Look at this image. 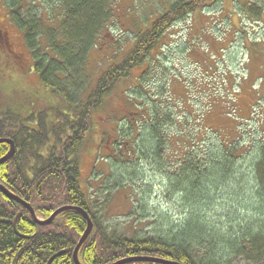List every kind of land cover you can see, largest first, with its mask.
Returning <instances> with one entry per match:
<instances>
[{"label": "trees", "instance_id": "obj_1", "mask_svg": "<svg viewBox=\"0 0 264 264\" xmlns=\"http://www.w3.org/2000/svg\"><path fill=\"white\" fill-rule=\"evenodd\" d=\"M150 1L152 8L158 5L153 3L155 0ZM169 1L161 0L162 6L169 3L168 9L154 19L151 15L148 20L142 19L146 14L143 13L126 26L122 19L129 17L135 7L131 10L122 4L118 6V0H110L107 9L103 8L104 0H52L50 11L60 7L66 14L60 28L69 27L72 31L66 47L62 45L64 37H58L62 50L59 52L57 48V56L51 60L49 54L37 51L36 45L42 35L39 32L47 33L48 42H56L57 34L41 27L33 16L23 15L20 2L18 11L6 0L17 19L16 25L25 33V43L30 47L40 80L52 87L53 93L61 99L65 97L73 111L59 112L53 119L39 121L38 127L26 125L10 108L6 109V114L0 113V138H10L16 148L10 159L0 165V182L29 202L39 219H46L63 205L83 208L92 221V229L78 251V259L83 264H108L133 255L163 258L179 264H231L237 259L248 264H264V139L254 149L257 156L251 160L240 137L222 135L212 125V121L221 123V117L231 112H235L232 116L235 117L240 109L249 116L244 117L247 120L240 126H246L245 130L253 129L249 121H252L254 106L251 111L245 100L238 109L237 102L242 90L240 85L252 88L256 77L251 80V73L250 76L238 75L237 69L246 67L249 51L257 55L254 52L260 42L243 35L242 44L237 39L232 43V47H236L231 50L229 44L235 35L231 34L236 32L232 31V24L228 26L231 30L224 32L228 43L217 49L210 50L209 42H194L190 46L185 45L189 42H165L168 39L165 31L173 23H180L190 14L206 15L205 1L220 5V9L227 8L225 0H190L185 4ZM227 2L232 14L238 11L241 16L236 25L240 34L244 31L245 18L248 22H262V0ZM103 14L109 15L110 25L129 27L128 30L133 27L130 34L135 43L128 53L101 71L92 92L81 100L78 92L67 93L70 83L64 82L66 78L58 82L57 75L66 71L68 64H78L75 56L85 63L86 43ZM72 18L79 24L73 25ZM193 23L195 20L192 28ZM209 41L215 44L211 36ZM209 52L225 69L219 75L221 82L213 83L193 105L190 99L197 81L187 78L179 67L184 59L191 57H197V63H204L206 59L200 55H209ZM171 53L176 60L169 62ZM203 87L207 84L201 83L199 89ZM234 89H240L239 93ZM257 95V101L261 102L262 95ZM21 106L19 102V109ZM92 115H96L102 129L99 140L93 138L92 153L97 157L92 158L89 176L83 178L80 151L90 152L86 148L90 146L87 137L94 129ZM238 127L236 121L233 130ZM8 148V143H0V157ZM216 155L219 159L214 163ZM237 163L247 164V167L234 169ZM149 166L153 174L167 178L169 189H177V196L182 195L177 198L183 211L188 212L187 217L175 218L173 222L171 216L147 208L153 190L145 182ZM92 178L98 182L97 189L89 183ZM179 179L181 183L177 184ZM83 180H86V189ZM91 189L97 193L103 189L105 195L110 189L123 193L124 200L132 204L127 216V223L134 217L129 226L130 234L113 226L104 231L92 212L99 210L100 204L98 207L99 200L91 197ZM110 197L108 194L101 204L102 213ZM214 205H219V209L225 207L228 213L221 211L209 216ZM140 217L155 218L165 223L167 230L142 232L138 228L143 223ZM85 228V219L73 210L61 212L48 225L38 224L24 206L0 193V264H47L50 257L60 251L62 253L52 258L50 264H74L72 251ZM121 264L162 263L130 261Z\"/></svg>", "mask_w": 264, "mask_h": 264}, {"label": "rangeland", "instance_id": "obj_2", "mask_svg": "<svg viewBox=\"0 0 264 264\" xmlns=\"http://www.w3.org/2000/svg\"><path fill=\"white\" fill-rule=\"evenodd\" d=\"M10 6L19 11V2L21 3L20 9L22 14H27L30 16H33L36 19V22L43 28L53 31L56 33V42H48V36L46 32H39L42 34L39 37V42H37L36 50L40 51L42 54L50 55V59L52 60L54 57L57 56V52L55 50H59L61 52L62 49L59 47L58 37H64V43L62 44L63 47H66L68 42H70L69 37L71 33V29L69 27H65L64 29L60 28V25L62 23V20L64 19V16L66 14H63V9L60 7H55L52 11H50V2L52 0H9ZM121 3H118L117 5L120 6L122 4V7H129L131 10L135 7V10L129 14V17L123 18L122 21H126V26H128V23H133L135 18H139V16L143 13H146L142 15V19L148 20L150 15L151 19L155 16L161 14V12L168 9L167 6H162L161 0H155L153 3H157L155 7L152 8L153 5H150V0H120ZM174 0H170L169 2H172ZM182 1L183 4L188 3L190 0H177ZM228 1V0H227ZM225 0V6L229 7V3ZM264 4V0H262ZM110 3V0H104V6L103 8H108V5ZM260 3V1H259ZM9 8L8 4L6 3V0H4V3L2 0H0V14H1V20L5 22V24L8 27L9 35L11 36V42H7L13 49L14 54L9 52L7 49L4 48V44L0 43V113L6 114L7 108L11 109V112L17 109L18 115L24 120L26 125H32L33 127H38L39 121L43 122L44 120L53 119L54 116H57L59 112L63 111H73V109L69 106V103L66 98L64 97L61 99V96H58L53 93L52 87H47L43 84V82L40 80L39 75L36 74L31 67V54L29 51V48L23 41L22 35L20 30L17 28V26L14 23H11L8 19V14L6 7ZM136 4V5H135ZM152 4V3H151ZM125 5V6H123ZM206 6L204 10H206V15L204 13L202 14H192V16L187 15L185 19H183L180 23H173L168 29L165 31V35L168 39H166L165 42H190L189 45L185 44L186 46H190L192 43L191 41L198 38L200 35V31L202 30L203 35L206 39H209L210 35H213L211 33V24L209 19L216 18L214 20V23L217 24L215 28L220 27V25L227 23L230 21V24H232V27L235 28L237 25V22L239 21L236 11L234 16H231V18L227 19V17L224 16V13L221 12L220 5L217 7V5L208 3L205 1L203 4ZM121 10V8H120ZM150 11L152 12L150 14ZM219 11L220 15L217 16V14H214L212 12ZM209 14V15H208ZM147 15V16H145ZM207 16V17H206ZM154 17V18H155ZM241 17V16H240ZM118 18V17H117ZM153 18V19H154ZM199 19H204V23H200ZM50 20V21H49ZM119 20V18H118ZM192 20H195V23H193V28H191L188 25V22L192 23ZM72 24H79V21L75 18H72ZM111 19L109 15L103 14L101 17L99 25L93 29L91 33L90 39L87 41V51L88 53L86 55V59L84 60L85 63L82 61V58L78 59L75 56L76 62L78 61V64H72L71 66L68 64L67 69L64 72L58 73V82L59 79H65L70 83L71 86H68L67 93L73 94V92H78V99H84L86 96H88L94 87L97 84V76L100 75L101 71L104 70V68L110 64L113 63L116 59H118L120 56L125 55L128 53V51L133 47L135 43V38L132 37V34H130V30H133V27H131L130 30L129 27L125 26H116L114 24L110 25ZM244 21V20H243ZM243 23H246V27H249L251 29L254 28L253 32L249 34V38L251 40H258L256 42H260V45L258 49L254 52L257 55H253L250 51L248 52L249 59L248 62H246L245 66H239L237 69L238 75L246 73L248 76L251 73V80L252 78L258 77L259 84L261 87V90H264V87L262 84L264 83V13H263V20L262 22H248L245 18V21ZM108 24V25H107ZM182 28V30L180 29ZM203 28V29H202ZM208 29V33H207ZM224 29L231 30L228 27L220 28L219 31L221 32ZM185 32V33H184ZM217 35H221V33H218ZM186 36V40L184 41ZM85 38V37H84ZM242 38V37H241ZM241 41V44L243 42V38L239 39ZM237 39H233L232 42L229 44L230 48L232 47V43L236 42ZM197 42V41H196ZM225 42L221 39L219 40V37H216L215 44H211L209 41L210 50L211 49H217L219 46H224ZM9 47V46H8ZM236 47V45L231 48V50ZM229 48V49H230ZM262 52V54H260ZM226 52L222 56H224ZM13 55L17 56L18 58H15ZM207 55V58H206ZM22 57V60L19 62V58ZM170 59L169 62L175 61V55L171 53L169 55ZM201 58L206 59L204 63H197V57L193 58H187L185 61L183 60L180 64L179 69H182L184 74L187 78L192 77L193 80H196L197 83L195 84V88L193 89V98L190 99V102L192 104H196L199 99L203 96V94L206 93V89H208L213 83H219L220 81V72L222 69H225L223 67L224 65L218 64L217 61L214 60V58L210 54H201ZM202 60V59H200ZM49 59L44 61L45 63L48 62ZM41 62V61H39ZM44 64V63H41ZM221 65V66H220ZM53 66V64H52ZM201 83H206L207 87L201 90L199 87L201 86ZM241 93L238 95V109L242 101H247L251 106L253 105L256 108L252 112V121H249V123H253L251 125V130L246 129V126H240L243 124L244 117H246L244 114V110H238V113L235 117L231 116H224L221 117V123L217 121H212V125L216 127L218 130L222 132V135H225L227 133L234 134L231 135L232 137L238 136L240 137V140H243L245 145L247 146L248 156L251 158V160L255 159V156H257L254 151L255 148L258 147V144L262 139H264V134L261 132H264V94L261 102H258V95L257 90L260 88H249L248 86H242ZM19 102L22 104L21 109H19ZM242 105V104H241ZM74 107V106H73ZM5 108V109H4ZM64 114V113H63ZM213 114L216 116V110L213 111ZM93 119H95V122L93 123L94 129L92 131V135L89 134L87 138L88 144L90 146H87V150L90 149V152H85V150L80 151V164H81V172L83 178H87L90 174V169L92 167V164L94 160L92 161V158L97 157L96 153H92V148L94 147V139L96 141L99 140L100 137V131L102 129V126H100V123L96 120V115H92ZM213 116H210V118ZM249 117V116H247ZM207 118V116H206ZM229 118H232V120ZM260 119V120H259ZM259 120V121H258ZM207 123L208 120H205ZM237 121L239 127L233 130L234 124ZM263 124H261V122ZM231 122V123H230ZM259 128H258V126ZM211 126V125H210ZM209 138L212 137L210 134L207 135ZM94 138V139H93ZM15 144V143H14ZM217 145V143L215 144ZM260 147V146H259ZM10 149V147H9ZM9 149L0 157L2 158L6 153L9 151ZM16 148L13 150V154L15 152ZM12 154V155H13ZM212 154V153H211ZM11 155V156H12ZM216 158V159H215ZM8 159H4L0 162V165L5 164ZM214 163H216L219 159V156H215ZM240 161V160H239ZM247 167V164L243 163H237L233 168L237 169H245ZM149 171L147 173V179L145 180L147 185H151L153 187V190L151 191L149 204H147V208L151 211H155L157 213H163L167 214L169 217L171 216L172 221L175 222V218H179L181 216L187 217V211H183V207L181 206V202H179L178 198L181 196H177L176 190H172L168 188L167 178L161 177L160 174H153L154 170L152 167H148ZM145 176V175H144ZM86 180H83V186L84 189H86ZM89 183L95 187L98 188L97 184L98 182H95V179L92 178L89 180ZM177 184L181 183V179L176 181ZM146 187V186H144ZM103 190V189H102ZM98 191L96 190H90L91 197H93V200H99L98 201V207L100 204L103 203L104 200L107 199L108 194L111 195L110 200L105 203V209L103 213L98 208L92 210L93 214L98 219L99 225L104 229V231L111 230L113 227H116L117 229H121V231H132L131 223L134 217L129 219V223H127V216L131 212V206L132 204L123 198V193L121 191H117L114 189L108 190L107 194L105 195V191ZM175 194V196H174ZM178 197V198H177ZM19 204V203H17ZM222 212L228 213L227 209L223 207L222 209H219V205H214L211 210L210 215L220 214ZM142 222L140 225H138V228H141L142 232H156L159 230H167V225L165 223L158 222L155 218H149V219H142L140 217ZM124 224V225H123ZM113 226V227H112ZM128 226V227H127ZM127 227V230L126 228ZM158 229V230H157ZM126 233V234H127ZM230 264V262H229ZM231 264H248L244 262L242 259L239 260H233Z\"/></svg>", "mask_w": 264, "mask_h": 264}, {"label": "water", "instance_id": "obj_3", "mask_svg": "<svg viewBox=\"0 0 264 264\" xmlns=\"http://www.w3.org/2000/svg\"><path fill=\"white\" fill-rule=\"evenodd\" d=\"M2 141H7L10 144V149L6 153V155H4L2 158H0V162L3 161L4 159L10 158L11 155L13 154V150H14V144H13L12 140H9V139L6 140L3 138H0V142H2ZM0 191L5 196L18 201L20 205L24 206L29 211V213H30L31 217L34 219V221L36 223H39V224H48L53 219H55L57 217V215L59 213H61L62 210L66 209V208H72V209H75V210L81 212V209L77 205H63V206L56 208L46 219H39L35 216V212H34L33 208L29 205L28 202L21 199L20 197L18 198L17 196L9 193L8 190L5 187H3L2 185H0ZM83 215L87 221V227H86L85 231L83 232V234L80 236L78 242L76 243V245L74 247V250L72 253V258H73L74 264H83L79 261L77 254H78L80 246L82 245L84 240L87 238L88 233L91 229V224H92L90 217L84 212H83ZM13 225L15 228V221L13 222ZM54 257H55V254L53 256H51L50 259H52ZM130 261H151V262H157V263H162V264H179L176 261L162 259V258H156V257H150V256H144V255H133V256H129V257H125L123 259L117 260V261L112 262V263H108V264H121V263H125V262H130Z\"/></svg>", "mask_w": 264, "mask_h": 264}, {"label": "flooded vegetation", "instance_id": "obj_4", "mask_svg": "<svg viewBox=\"0 0 264 264\" xmlns=\"http://www.w3.org/2000/svg\"><path fill=\"white\" fill-rule=\"evenodd\" d=\"M8 19L11 23H13L14 21V17L11 13L8 14ZM7 42H11V36L9 35L8 32V27L5 24V22H3L1 20V14H0V43L4 44V48L7 49L9 52L14 54V51L17 52L16 50H14ZM9 46V47H8ZM13 49L14 51H12L11 49ZM15 58H18L17 56L13 55ZM22 60V57L19 58V62Z\"/></svg>", "mask_w": 264, "mask_h": 264}, {"label": "bare ground", "instance_id": "obj_5", "mask_svg": "<svg viewBox=\"0 0 264 264\" xmlns=\"http://www.w3.org/2000/svg\"><path fill=\"white\" fill-rule=\"evenodd\" d=\"M246 77H247V76H246ZM239 80H240V79H239ZM252 84H253V83H252ZM235 92H237V91H235ZM238 93H239V92H238ZM231 96H232V95H231ZM6 140H7V139H6ZM9 140H10V138H9ZM2 142H6V143H8L7 141H2ZM0 143H1V142H0ZM8 144H9V143H8ZM0 193H1V192H0ZM17 203H19V202H17ZM79 208L81 209V212H80V211H77V210H75V209H72V208H66V209L62 210L61 212L68 211V210L77 211V212H79V213L83 216V218L85 219V217H84V215H83V212L86 213V214H87V212H86L83 208H81V207H79ZM58 215H59V214H58ZM58 215H57V216H58ZM87 215H88V214H87ZM88 216H89V215H88ZM31 218H32V217H31ZM32 219H33V218H32ZM90 219H91V218H90ZM33 220H34V219H33ZM53 220H54V219H53ZM53 220H52V221H53ZM52 221H51V222H52ZM85 221H86V219H85ZM51 222H49L48 224H50ZM38 224H39V223H38ZM48 224H41V225H48ZM86 227H87V221H86ZM85 229H86V228H85ZM91 229H92V224H91ZM91 229H90V231H91ZM84 231H85V230H84ZM90 231H89V233H90ZM89 233H88V234H89ZM82 234H83V233H82ZM73 250H74V249H73ZM61 253H62V251L56 253V254H55V257L58 256V255L61 254ZM72 253H73V251H72ZM55 257H54V258H55ZM77 257H78V254H77ZM162 259H163V258H162ZM51 260H52V259H49L48 262H47V264H50Z\"/></svg>", "mask_w": 264, "mask_h": 264}]
</instances>
